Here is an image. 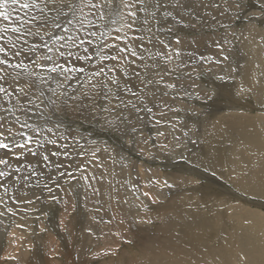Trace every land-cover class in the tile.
<instances>
[{"label":"snow or ice","instance_id":"obj_1","mask_svg":"<svg viewBox=\"0 0 264 264\" xmlns=\"http://www.w3.org/2000/svg\"><path fill=\"white\" fill-rule=\"evenodd\" d=\"M257 3L237 34L243 0H0V217L83 189L152 223L145 200L173 185L149 176L143 187L158 190L142 191L130 157L185 159L175 133L198 143L192 100L220 95L202 78L232 79L234 40L264 45Z\"/></svg>","mask_w":264,"mask_h":264},{"label":"rangeland","instance_id":"obj_2","mask_svg":"<svg viewBox=\"0 0 264 264\" xmlns=\"http://www.w3.org/2000/svg\"><path fill=\"white\" fill-rule=\"evenodd\" d=\"M243 7L237 34L246 26L251 27L248 24L250 15L258 14L257 0H243ZM256 29L258 32L261 29L260 33L264 34V22L257 23ZM258 39V36L252 37L256 42ZM238 41H233L231 64L235 71L232 79L221 82L209 75L201 80L206 88L219 92V97L192 100L202 112L199 124H195L198 134L194 135L197 137L190 134L198 143L191 144L183 137L182 133L187 129L181 130L178 126L176 130L175 134L180 133L178 136L185 144L179 149L184 152L185 159L179 160L176 152L170 156L158 153L159 158L155 160L136 154L130 157L140 173L143 171L139 176L142 191L155 193L158 190L159 186L153 189L143 187L149 176H160L173 185L162 189L159 200H145L147 208L140 215L151 219L152 223L137 224L134 216L138 210L135 207L109 201L106 194L85 199L84 190L78 189L79 195L66 197V205L45 202L36 205L39 211L24 205L26 213L0 217V252L6 253L3 259L0 258V264H264V228L259 227L257 232L253 228L256 215L264 216V195H257L264 194V176H257L259 171L264 174V153L256 160L250 147L237 134L218 126V123L216 128L211 126L213 117L220 114L240 111L260 119L264 116V78L256 72V65L251 64L252 59L257 66L264 63V50L259 56L251 51L242 55L236 46ZM238 71L243 79H250L252 75L249 87L242 83ZM180 118H185V114L182 113ZM188 123L193 125L192 120ZM206 130L212 133L208 134ZM263 130L264 126L253 130L255 135L259 133L262 141ZM152 134L155 135L154 130ZM222 151L225 161L221 158ZM149 168L151 173H146ZM260 184L263 185L262 191H257ZM126 195L130 203L136 201L131 191ZM240 205L251 215L243 218L235 213L234 206L237 210ZM18 224L23 226L21 230Z\"/></svg>","mask_w":264,"mask_h":264},{"label":"bare ground","instance_id":"obj_3","mask_svg":"<svg viewBox=\"0 0 264 264\" xmlns=\"http://www.w3.org/2000/svg\"><path fill=\"white\" fill-rule=\"evenodd\" d=\"M258 27V26H257ZM264 30V29H263ZM260 31H261V29H260ZM259 31V32H260ZM258 32V31H257ZM261 34H262V32H261ZM246 35H247V33H246ZM253 39H255V38H253ZM236 46H237V48L240 50V52H242V55H244L245 53L244 52H250L251 51V53H254L255 55H257V56H259V55H261V53L260 52H263V50H264V45H259L256 41H254V40H252V37H249V39H247V40H245V39H243V37H241V39L238 41V43H236ZM244 53V54H243ZM260 53V54H259ZM249 54V53H248ZM251 55V54H250ZM257 56H256V58H257ZM244 57V56H243ZM248 57V56H247ZM250 58V56L248 57V59ZM253 61L251 62V64L253 65H256V67H257V70H256V72L257 73H261V75L263 76V78H264V63L263 64H260V66H257V62H256V64L254 63L255 61V59H252ZM258 62H261V61H258ZM241 63V62H240ZM262 63V62H261ZM247 64H248V62H247ZM241 65H243L242 63H241ZM249 65V64H248ZM247 65V66H248ZM246 66V68H249V67H247ZM237 69V68H236ZM253 70V69H252ZM246 71H247V69H246ZM245 71V72H246ZM249 73L251 74V72L249 71ZM238 74H239V71H238ZM250 74H249V76H250ZM248 75V74H247ZM238 76H241L242 77V79L241 80H243V84L244 85H246L247 87H249V84H248V82L249 81H251V77H252V75H251V77H250V79H249V77H244V79H243V75H238ZM258 79H260V78H258ZM263 80V85L262 86H264V79H262ZM253 82V81H252ZM215 83V82H214ZM251 83V82H250ZM253 84V83H252ZM214 86V85H213ZM248 89V88H247ZM251 89H252V87H251ZM250 89V91H253V90H251ZM261 89V88H260ZM232 91V90H231ZM262 92V91H261ZM244 93V92H243ZM246 93V92H245ZM244 93V94H245ZM225 94V93H224ZM247 94H249V93H247ZM246 94V95H247ZM260 94H262V93H260ZM260 94L258 95V96H260ZM226 95V94H225ZM251 95V94H250ZM260 98V97H259ZM264 99V98H263ZM259 100V99H258ZM261 102V101H260ZM264 103V102H263ZM201 110V109H200ZM201 112V111H200ZM232 112V111H231ZM202 113V112H201ZM232 113H234V111L232 112ZM236 113V112H235ZM238 113V112H237ZM220 114V115H217V116H214L213 118V121H212V124H211V126L212 127H214V128H216V127H218V126H222V127H224V128H226L229 132H231V133H235V134H237L239 137H240V140L241 141H243L245 144H246V146H249L250 148L249 149H251L252 151H250V152H252V153H254L255 154V159L256 160H258L259 158H260V156L262 155V153H264V141H262L261 140V138H260V136H259V133H257L256 131V133L258 134V135H255L254 134V132H253V130H255L258 126H264V119H262V118H264V116H261V119L260 118H258V116H256V115H254V114H249V113H246V112H240L239 111V113L238 114ZM203 115V114H202ZM204 115H207L206 113H204ZM204 119V118H203ZM206 120H207V118H206ZM208 121H209V119H208ZM208 123V122H207ZM207 123H206V125L205 126H207ZM210 123V122H209ZM219 125H218V124ZM199 124V123H198ZM202 124H203V122H202ZM204 125V124H203ZM218 125V126H217ZM205 126H204V128H205ZM198 127V126H197ZM221 128V127H220ZM206 129V128H205ZM207 129H208V127H207ZM225 129V130H226ZM211 130V129H210ZM221 130V129H220ZM219 130V131H220ZM223 130V129H222ZM178 131V130H177ZM207 131V133H208V130H206ZM219 131H218V133H219ZM264 131V130H263ZM214 132V131H213ZM223 132V131H222ZM209 133H212V132H210L209 131ZM208 133V134H209ZM230 133V134H231ZM180 134V133H179ZM178 134V135H179ZM198 134V133H197ZM230 134H228L229 136H230ZM200 135V134H199ZM243 135H245L244 136V138H242V136ZM210 136H211V134H210ZM213 136V135H212ZM193 137H197V136H193ZM214 137V136H213ZM263 137V136H262ZM196 139V138H195ZM202 140V139H201ZM210 140V139H209ZM241 143V142H240ZM214 148V147H213ZM243 149H245V148H243ZM248 149V148H247ZM185 151H187V150H185ZM242 151V150H241ZM249 151V150H248ZM184 153V152H183ZM224 151H222L221 152V158L223 159V161H225V159H224ZM245 156V155H244ZM196 157V156H195ZM263 157V156H262ZM210 158V157H209ZM252 158H253V154H252ZM234 163V162H233ZM244 164H246V163H244ZM139 168V167H138ZM152 170V169H151ZM141 171V170H140ZM153 172V171H152ZM247 172V171H246ZM142 173H143V171H142ZM142 173H140V174H142ZM151 173V172H150ZM241 174V173H240ZM147 175V174H146ZM233 175V174H232ZM257 176H259V178H260V176H264V174H263V172L261 171H259V172H257ZM160 177V176H159ZM252 178V177H251ZM190 179V178H189ZM256 179V178H255ZM143 180H145V179H143ZM148 180V179H147ZM240 181V180H239ZM257 183V182H256ZM193 184V183H192ZM189 186H190V184H189ZM260 186V187H259ZM258 187V189H257V191L259 190H261V188H262V186L263 185H259ZM255 189V190H256ZM157 191V190H156ZM254 191V190H253ZM256 191V192H257ZM262 191V190H261ZM257 193H259V192H257ZM173 194V193H172ZM258 196H262V195H264V194H257ZM251 196V195H250ZM168 197H170V196H168ZM180 197V196H179ZM72 199V198H71ZM70 199V200H71ZM165 199V198H164ZM187 199V198H186ZM130 200V199H129ZM71 201H73V200H71ZM245 201V200H244ZM147 202V201H146ZM145 202V203H146ZM148 203V202H147ZM150 204V203H149ZM225 204V203H224ZM127 205V204H126ZM194 206V205H193ZM233 207V206H232ZM235 208H236V206H234ZM240 207V208H239ZM243 208V206H238L237 207V210L234 208V212L235 213H238L239 215H240V217H242L243 216V218H245V216H250L251 214L250 213H248V210H243L242 208ZM69 209V208H68ZM135 209V208H134ZM248 209H250V208H248ZM132 211H133V209H131ZM231 210V209H230ZM137 211V210H136ZM250 211V210H249ZM254 212V211H253ZM256 213V212H255ZM247 218V217H246ZM248 218H250V217H248ZM247 218V219H248ZM253 218H254V215H253ZM251 219H252V216H251ZM255 219L256 220H252L253 222H254V225H253V228H254V231L255 232H257L258 230H259V227H262L263 226V228H264V216L263 215H260V214H258V216L256 215V217H255ZM237 220H240V219H237ZM242 220V219H241ZM248 222V221H247ZM18 223V222H17ZM16 223V224H17ZM44 223V222H43ZM20 224V223H19ZM14 225H15V223H14ZM7 226V225H6ZM3 228H7V227H3ZM20 228V230H21V227H19ZM19 230V229H18ZM51 231V230H50ZM17 232V231H16ZM22 233V232H21ZM55 233V232H54ZM11 235V234H10ZM22 235V234H21ZM27 235V234H26ZM16 236V235H15ZM23 236V235H22ZM21 236V237H22ZM23 237H25V236H23ZM60 237V236H59ZM10 238V237H9ZM30 238V237H29ZM65 238V237H64ZM63 237H62V239H64ZM25 239H27V238H25ZM37 240V239H36ZM263 241H264V239H262ZM13 241H14V239H13ZM26 241V240H25ZM8 242V241H7ZM12 242V241H11ZM29 242V241H28ZM33 242V241H32ZM37 242V241H36ZM38 242H39V240H38ZM9 243V242H8ZM25 243V242H24ZM30 243V242H29ZM26 244V243H25ZM32 244V243H31ZM34 244V243H33ZM8 245V244H7ZM12 245V244H11ZM27 245V244H26ZM36 245V244H35ZM62 245V244H61ZM8 246H10V245H8ZM39 247H40V245H38ZM53 246V245H52ZM29 247H30V245H29ZM49 247V246H48ZM9 248V247H8ZM50 248V247H49ZM12 249H13V247H12ZM35 249V248H34ZM254 249H256V247L254 248ZM39 250V249H38ZM22 251V250H21ZM33 253V252H32ZM5 252L3 253V252H0V258H4L5 257ZM9 254H10V252H9ZM8 254V255H9ZM23 254V253H22ZM29 254H30V252H29ZM20 256H21V253H20ZM23 256V255H22ZM69 258V257H68ZM47 261H48V259H47ZM79 261V260H78ZM86 261V260H85ZM84 261V262H85ZM83 262V261H82ZM43 263H45V262H43ZM79 263V262H78ZM86 264V263H85Z\"/></svg>","mask_w":264,"mask_h":264}]
</instances>
